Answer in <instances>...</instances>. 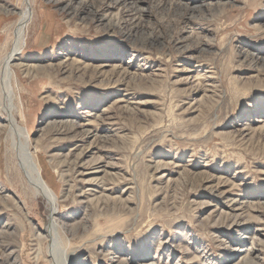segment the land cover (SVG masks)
<instances>
[{
  "label": "rangeland",
  "instance_id": "rangeland-1",
  "mask_svg": "<svg viewBox=\"0 0 264 264\" xmlns=\"http://www.w3.org/2000/svg\"><path fill=\"white\" fill-rule=\"evenodd\" d=\"M23 8L0 0V61ZM24 41L14 116L70 264H264V0H32ZM7 127L0 253L51 264Z\"/></svg>",
  "mask_w": 264,
  "mask_h": 264
},
{
  "label": "bare ground",
  "instance_id": "bare-ground-1",
  "mask_svg": "<svg viewBox=\"0 0 264 264\" xmlns=\"http://www.w3.org/2000/svg\"><path fill=\"white\" fill-rule=\"evenodd\" d=\"M31 4H32V0H24V8L22 11H20L19 19L14 28V36L12 41H10L11 42L10 50L8 51L7 54L4 55V57L0 61V112L7 115V125L9 127L8 136L10 137V148L11 151H13L18 158L17 163L20 166L22 172L24 173L28 185L33 190V196L41 197L49 206V218H48L49 221L44 236L48 238L50 241L47 247V253H48L47 255L48 257H50V262L51 264H70V258L61 241V236H60L61 234H59V226L54 218V215L57 211V207L59 205L58 197L49 188L48 184H46V182L42 179L39 169L37 168L34 160L31 158L30 149H29V140H28V136L26 135L25 129L20 125V123H18L16 117L14 116L16 105L14 103L15 95L12 84L13 70L11 68V63L23 48V44L25 42L24 41L25 30L31 15ZM57 133H61V131H57ZM74 165H76V162L74 163ZM105 169L106 168L103 166V170ZM105 171L107 172V170ZM104 198L106 199V197ZM122 202L123 201L120 200L116 201L115 199H113L112 204H114L115 206V204ZM99 203L100 201L97 202V206H99ZM3 245L6 246V244ZM0 247L2 246L0 245ZM11 252L12 251H10L9 254L7 252L4 258L0 253L1 254L0 264H4L5 261H6L5 264H8V262L10 261H12V264H15L13 259L10 260V257L12 255ZM114 257L116 256H112V258L109 260L111 264L113 263L122 264L123 260L119 258L113 259Z\"/></svg>",
  "mask_w": 264,
  "mask_h": 264
}]
</instances>
